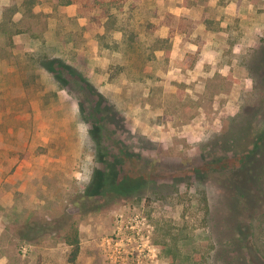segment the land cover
<instances>
[{"label":"rangeland","instance_id":"rangeland-1","mask_svg":"<svg viewBox=\"0 0 264 264\" xmlns=\"http://www.w3.org/2000/svg\"><path fill=\"white\" fill-rule=\"evenodd\" d=\"M72 1L0 0L4 252L264 264V0ZM114 162L146 185L89 194Z\"/></svg>","mask_w":264,"mask_h":264},{"label":"trees","instance_id":"trees-1","mask_svg":"<svg viewBox=\"0 0 264 264\" xmlns=\"http://www.w3.org/2000/svg\"><path fill=\"white\" fill-rule=\"evenodd\" d=\"M27 1V0H26ZM36 2V0H28V4L29 5H33ZM23 3H25V1H23ZM73 3L72 0H65V2L63 4H71ZM30 12L27 11V14H29ZM31 17H33V12L30 13ZM24 25H27V27H30V21L29 18H27L26 16L24 17ZM4 27V31L7 27ZM155 40V39H154ZM261 48V49H260ZM260 60L259 62L262 63L263 57H264V46L260 47ZM262 133L257 134V137L255 138L254 141V146L253 148L248 151L247 156H245V166L248 164L249 162H251V160H249L250 156L253 155V152L258 149V147H261L260 145L262 144V142H259L262 138ZM232 139V138H231ZM232 142L235 144L236 142L232 140ZM237 144V143H236ZM117 162L111 163V164H107V172H108V176H102V177H96L90 184L89 188H87V192L89 194H96V193H100V189L102 187H106L107 191L112 192L114 194H116L119 197H127L130 196L132 194H136L139 192V190L144 187L146 185L145 181L141 178V177H122L120 179L117 178V166H116ZM243 168L244 165H243ZM242 168V169H243ZM95 185V186H94ZM92 186L96 187V189H93V192H90ZM154 187V186H153ZM137 195V194H136ZM72 233L70 236L66 237V243L71 247L70 253H69V259L71 261H73L79 251V242H78V236H77V228L74 227L72 229Z\"/></svg>","mask_w":264,"mask_h":264},{"label":"crops","instance_id":"crops-1","mask_svg":"<svg viewBox=\"0 0 264 264\" xmlns=\"http://www.w3.org/2000/svg\"><path fill=\"white\" fill-rule=\"evenodd\" d=\"M174 6H176L174 9H169L170 13H173L175 15H180V14H182V11L183 12L185 11V8L181 4L174 5ZM168 32H169V27L166 25H163V26H160L158 34L162 37L164 35L166 36L168 34ZM174 50H175V48H174ZM4 203L9 205V206H12L11 201L10 202H4ZM7 205H5V206L7 207ZM6 223H7V217L0 216V264H25V262H23V260H20L19 262L17 260L14 261L13 259L10 258L9 255H7L4 252L2 242L4 241V238L6 237V235L8 236V239H9L8 241L10 242V244H12V242L14 240H16L13 237V235L7 231Z\"/></svg>","mask_w":264,"mask_h":264}]
</instances>
